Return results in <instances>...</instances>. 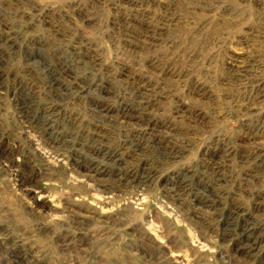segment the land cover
Segmentation results:
<instances>
[{
    "label": "rangeland",
    "instance_id": "obj_1",
    "mask_svg": "<svg viewBox=\"0 0 264 264\" xmlns=\"http://www.w3.org/2000/svg\"><path fill=\"white\" fill-rule=\"evenodd\" d=\"M0 19V264H264V176H243L264 154V0H0ZM60 68L77 79L62 100L45 76ZM13 95L52 114L53 134ZM104 99L147 102L180 157L135 152L148 131L100 124L89 102ZM216 145L229 156L207 157ZM99 147L147 182L85 173ZM178 172L187 187L164 181ZM246 223L254 249L239 245Z\"/></svg>",
    "mask_w": 264,
    "mask_h": 264
},
{
    "label": "bare ground",
    "instance_id": "obj_2",
    "mask_svg": "<svg viewBox=\"0 0 264 264\" xmlns=\"http://www.w3.org/2000/svg\"><path fill=\"white\" fill-rule=\"evenodd\" d=\"M25 4V3H24ZM4 10V9H3ZM16 10V9H15ZM2 15V14H1ZM2 20V19H0ZM5 24V23H4ZM25 24V23H24ZM11 25V24H10ZM18 29V28H17ZM11 30V28L9 29ZM8 31V30H7ZM9 32V31H8ZM9 37V36H8ZM7 37V38H8ZM6 38V40H7ZM12 38V37H11ZM10 41L11 39L8 38ZM9 40L5 41L4 43L8 42ZM1 41V40H0ZM15 42V41H14ZM13 42V43H14ZM12 43V42H11ZM11 45V44H10ZM12 47V45H11ZM9 47V48H11ZM7 48V47H6ZM59 51V50H58ZM37 52V51H36ZM33 53V52H32ZM39 55V54H38ZM30 57V56H29ZM31 59V58H29ZM33 61H37L38 58L37 57H33L32 58ZM39 61V60H38ZM78 61V60H77ZM31 63V62H30ZM29 65V64H28ZM47 65V64H46ZM61 65V64H60ZM64 66V65H63ZM51 67V66H50ZM48 67V68H50ZM43 68V67H42ZM56 68L54 67V70ZM44 70V69H43ZM47 70V71H46ZM45 70V76L47 77V85H48V91L50 94L54 95L57 99L62 100L67 91L70 90L69 89V85L71 83L67 80V79H74L75 81L77 80L76 77L74 76L75 74L71 70H68L66 68H60L57 71H48L49 69ZM75 72V71H74ZM83 72V71H82ZM243 72V71H242ZM245 73V72H244ZM241 74V73H240ZM44 76V77H45ZM93 76V75H92ZM242 76V75H241ZM253 77V76H252ZM250 77V78H252ZM256 77V76H255ZM254 77V78H255ZM78 78V77H77ZM89 78V77H88ZM253 78V79H254ZM257 78V77H256ZM263 78V77H262ZM99 79V78H98ZM252 79V80H253ZM94 80V78H93ZM101 80V79H100ZM90 81V80H89ZM101 82V81H100ZM247 83V82H246ZM45 84V83H44ZM80 84V83H78ZM240 85V84H239ZM257 85V84H254ZM263 86V85H262ZM73 87V86H72ZM254 87V86H253ZM95 88V86H94ZM257 88V87H256ZM100 89V88H99ZM107 89V88H104ZM120 89V88H119ZM261 89V88H260ZM96 90V89H95ZM94 90V91H95ZM144 90V89H142ZM258 90V88H257ZM47 91V92H48ZM78 91V90H77ZM97 91V90H96ZM100 91V90H99ZM109 91V90H108ZM260 91V90H259ZM258 91V92H259ZM92 92V91H91ZM105 95H110L107 90L103 91ZM110 92V91H109ZM134 92V91H133ZM132 92V93H133ZM147 92V91H146ZM19 93V92H18ZM97 93V92H96ZM112 93V92H111ZM144 93V92H143ZM68 94V93H67ZM131 94V93H130ZM159 94V93H158ZM257 94V93H256ZM140 95V94H139ZM152 95V94H151ZM254 95V94H253ZM260 95V94H259ZM14 96V95H13ZM45 96V95H44ZM111 96V95H110ZM109 96V97H110ZM147 96V95H146ZM150 96V95H149ZM20 97V96H18ZM53 97V96H51ZM67 97V96H66ZM65 97V98H66ZM103 97V96H102ZM108 97V98H109ZM114 97V96H113ZM245 97V96H244ZM26 98V97H25ZM141 97L139 96L138 99H140ZM254 98H256L254 96ZM258 98V97H257ZM53 100V99H52ZM249 100V99H248ZM14 101L15 104H17L18 109L20 111V115L23 118V120L25 121V123L29 120H33V122H36L37 124L41 125L40 127L44 129V132H47L46 134L48 135H52L53 134V130H54V123L56 122L54 120V117L52 116V114H47L45 116L43 115H38V114H34L33 111L29 108V106L25 103V100L23 98H17V96H14ZM122 101V100H121ZM131 101V100H130ZM144 101V99L142 100ZM126 102V100H125ZM29 103V102H28ZM120 103V102H119ZM147 103V102H146ZM145 102H143L142 104H128L127 102L124 103V101L121 103L120 107H118V110H113L111 109V107L109 106L107 99L104 100H95V101H90V111H91V115H93L95 117L96 120H98L100 122V124H105V125H109V126H113V125H119V126H128V127H133V128H146V130L148 131V139L146 141H144L143 144H138L135 143V145L132 146V148H134L135 152H142L141 149H144V146L146 147H151L152 150L158 152L163 158H167L168 160L173 161L174 159L180 157L179 152L181 149L178 148L177 144H166L163 145V143H165L163 140H160L161 137H163V135H167V129L164 130L163 127L158 126L157 124H155V122H149L146 114L142 111V105H146ZM30 104V103H29ZM140 105V106H139ZM112 106V105H111ZM145 108V107H144ZM46 109V108H45ZM50 110V109H49ZM18 111V112H19ZM44 111V110H43ZM45 112V111H44ZM59 112V111H58ZM55 114V113H54ZM31 118V119H30ZM30 123V122H29ZM31 124H29L30 126ZM34 126V125H33ZM37 127V126H36ZM69 129V128H68ZM136 129V130H137ZM138 129V130H139ZM135 130V129H134ZM42 131V130H41ZM106 131V130H105ZM43 132V131H42ZM111 132V131H110ZM119 133V132H118ZM169 133V132H168ZM173 134V133H172ZM171 134V135H172ZM43 135V134H42ZM135 135V134H134ZM169 135V134H168ZM127 136V135H126ZM105 137V136H104ZM144 137V136H143ZM177 138V137H176ZM162 139V138H161ZM141 140V139H140ZM218 140V139H217ZM127 141V140H126ZM146 142V145H145ZM167 142V141H166ZM182 142V141H181ZM183 145V143L181 144ZM130 146V145H128ZM216 149H214V146H210L208 148V146L205 148L206 150V156H212V154H214L216 151L221 150V152H223V156L227 157L229 156L230 149L229 148H224L220 145H216ZM219 146V147H218ZM224 146V145H223ZM93 147V146H92ZM91 148V147H90ZM182 148V147H181ZM148 150V149H147ZM146 151V150H145ZM183 152V151H182ZM93 154L96 155L97 158H100V161H97V159H89L87 160V162H85L84 166H83V170L85 171V173L93 174L97 175V174H109V175H113L116 177V179L118 178V181H125L128 182L130 185H136L137 187L139 185H143L144 183L147 182L148 180V173L146 171H141V173H132V172H127L128 175L127 176H123L127 173H123V175L120 172V167H117L118 170L116 171H112L110 170L109 166H108V161L113 160L115 163H118L119 161L117 160L116 157V153H114L113 150L110 149H105V147L102 149L101 147L96 148L95 151L93 152ZM142 154V153H141ZM205 154V153H204ZM136 155L138 156V154L136 153ZM179 155V156H178ZM221 155V156H222ZM214 156V155H213ZM212 156V157H213ZM135 157V156H134ZM243 157V156H242ZM137 158V157H136ZM252 160H250L251 162L253 160H255V167L250 169H246L245 167V171H243V176L245 177H249V178H254L255 173H259V174H263L264 176V154H256L253 153ZM163 160V159H162ZM247 160V159H245ZM205 161V160H204ZM248 161V160H247ZM113 162V163H114ZM169 162V161H168ZM174 163V162H173ZM172 163V164H173ZM248 163V162H247ZM250 163V162H249ZM171 164V163H170ZM252 164V163H251ZM247 165V164H246ZM253 165V164H252ZM116 166V164H115ZM118 166V165H117ZM251 166V165H250ZM244 167V166H243ZM124 168V167H122ZM129 169V168H127ZM126 170V169H125ZM217 171V170H216ZM138 174V175H137ZM261 174V175H262ZM219 175V174H218ZM242 175V174H241ZM260 176V175H259ZM97 177V176H96ZM94 179V178H93ZM188 176L187 174H185L184 172H178V173H174L171 174V177L167 178V180H164L166 183L168 182H172L174 185H179L181 187H184L187 183H188ZM163 180V179H161ZM248 180V179H247ZM174 181V182H173ZM244 182V181H243ZM249 182V181H247ZM126 184V183H125ZM141 187V186H139ZM177 187V186H176ZM187 187V185H186ZM170 188V187H169ZM173 188V187H172ZM185 188V187H184ZM182 189V188H180ZM167 190V189H166ZM169 190V189H168ZM174 190V189H173ZM184 190V189H183ZM202 190V189H201ZM172 191V190H170ZM210 191V190H209ZM173 192V191H172ZM200 192V191H199ZM205 192V191H204ZM207 193V192H205ZM201 194L204 195L202 197L205 198V200L207 199L206 203L208 209L212 208L214 206H217V201L214 199H211L209 197V195L207 196V194ZM182 195V194H181ZM174 196V195H173ZM176 196V195H175ZM200 196V195H199ZM195 198V197H194ZM173 199V198H172ZM196 200V199H195ZM204 201V200H203ZM219 201V200H218ZM205 205V206H206ZM204 207V206H203ZM235 207V206H234ZM216 208V207H215ZM214 209V208H213ZM201 212V211H200ZM199 212V213H200ZM198 213V214H199ZM204 213V212H203ZM235 214V212H234ZM234 216V215H233ZM230 214V217L227 219L228 222H226L224 224L225 227H223L224 229L226 228V231L233 227L237 226L236 217H233ZM236 216V215H235ZM204 218V217H203ZM203 220V219H202ZM245 220V219H243ZM247 221V220H246ZM243 223V222H242ZM251 223V222H250ZM246 223L245 226L243 224V226L241 227V237H240V241H239V245L241 248H245V249H252L254 246H257L256 240L253 237V233L256 229V226L254 227L251 224ZM222 228V229H223ZM234 229V228H233ZM236 229V228H235ZM232 230V229H231ZM224 231V230H223ZM234 231V230H233ZM231 232V231H230ZM224 234V232L222 233ZM259 235V234H258ZM255 236V235H254ZM261 241V240H260ZM259 241V242H260ZM259 244V243H258ZM254 247V248H255ZM13 248V247H12ZM253 248V249H254ZM243 250V249H242ZM253 251V250H252ZM245 252V251H244ZM249 252V251H248ZM25 260V259H24ZM229 264V263H228Z\"/></svg>",
    "mask_w": 264,
    "mask_h": 264
}]
</instances>
